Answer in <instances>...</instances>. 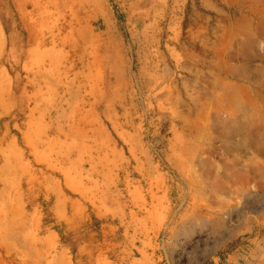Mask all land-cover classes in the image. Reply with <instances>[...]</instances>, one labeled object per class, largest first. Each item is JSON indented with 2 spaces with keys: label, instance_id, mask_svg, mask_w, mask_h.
<instances>
[{
  "label": "rangeland",
  "instance_id": "1",
  "mask_svg": "<svg viewBox=\"0 0 264 264\" xmlns=\"http://www.w3.org/2000/svg\"><path fill=\"white\" fill-rule=\"evenodd\" d=\"M158 205L195 264H264V0H0V264Z\"/></svg>",
  "mask_w": 264,
  "mask_h": 264
},
{
  "label": "crops",
  "instance_id": "2",
  "mask_svg": "<svg viewBox=\"0 0 264 264\" xmlns=\"http://www.w3.org/2000/svg\"><path fill=\"white\" fill-rule=\"evenodd\" d=\"M158 198L162 201L163 195H158ZM167 217V209L163 206L146 209L139 220H133L126 227L123 240L113 245L111 254L109 249H93L90 242L83 243L77 249L76 264H162L156 244L161 233L165 234L166 263L195 264L200 249L196 251L190 246L194 238V224L183 219L166 226ZM45 235L40 254L42 260L37 264H74L69 251L54 242L56 235L52 229Z\"/></svg>",
  "mask_w": 264,
  "mask_h": 264
}]
</instances>
